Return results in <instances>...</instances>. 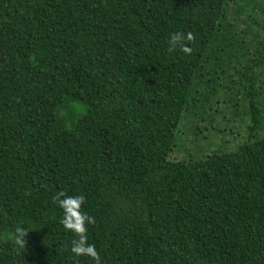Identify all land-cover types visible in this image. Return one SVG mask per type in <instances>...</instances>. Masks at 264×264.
Wrapping results in <instances>:
<instances>
[{
  "label": "trees",
  "instance_id": "trees-1",
  "mask_svg": "<svg viewBox=\"0 0 264 264\" xmlns=\"http://www.w3.org/2000/svg\"><path fill=\"white\" fill-rule=\"evenodd\" d=\"M60 191L101 264H264V0H0V264H95Z\"/></svg>",
  "mask_w": 264,
  "mask_h": 264
},
{
  "label": "clouds",
  "instance_id": "clouds-1",
  "mask_svg": "<svg viewBox=\"0 0 264 264\" xmlns=\"http://www.w3.org/2000/svg\"><path fill=\"white\" fill-rule=\"evenodd\" d=\"M195 34L192 32L173 33L169 40V53L174 52L177 48L185 54L191 53V48L185 44V41L193 42ZM53 202L63 210V218L61 223L63 227L74 234L76 237L72 240L70 251L76 257L86 256L91 258L95 264H101V258L95 245L88 243V225L95 224V218L82 211V206L85 204V197L68 196L65 192L60 191L53 198ZM27 228L18 226L13 233L14 243L21 249L26 250L27 241L25 237L28 234Z\"/></svg>",
  "mask_w": 264,
  "mask_h": 264
},
{
  "label": "rangeland",
  "instance_id": "rangeland-1",
  "mask_svg": "<svg viewBox=\"0 0 264 264\" xmlns=\"http://www.w3.org/2000/svg\"><path fill=\"white\" fill-rule=\"evenodd\" d=\"M212 120L213 118H207L206 121L201 122V129L203 130L202 136L204 138L199 139L200 141L197 139L194 140L193 133L181 126L176 134L174 151L170 154L169 158L171 160L189 159L190 157L198 159L204 152H210L214 149L215 143L219 140V135L215 136V131L223 129L224 121L221 122L219 118H216L214 122ZM237 121L238 118L233 120V124Z\"/></svg>",
  "mask_w": 264,
  "mask_h": 264
}]
</instances>
